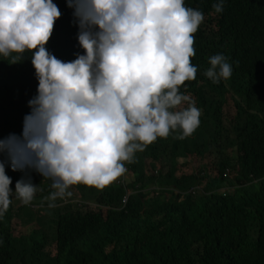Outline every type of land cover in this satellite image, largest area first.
Here are the masks:
<instances>
[{
	"label": "trees",
	"instance_id": "obj_1",
	"mask_svg": "<svg viewBox=\"0 0 264 264\" xmlns=\"http://www.w3.org/2000/svg\"><path fill=\"white\" fill-rule=\"evenodd\" d=\"M53 2L62 16L46 47L72 61L85 51L73 9L67 0ZM217 2L185 0L205 16L194 34L196 79L180 89L201 110L196 131L158 138L127 163L130 180L122 175L103 190L74 185L70 201L57 198L55 207L52 181L27 170L42 189L35 197L47 200L29 222L31 204L14 211L11 197L0 219V264H264V0H224L221 13ZM216 54L233 68L219 83L204 75ZM23 55L16 64L0 56V138L22 134L37 94L32 53ZM194 159L200 163L190 171ZM6 173L13 191L26 178L10 164ZM15 218L39 227L16 235Z\"/></svg>",
	"mask_w": 264,
	"mask_h": 264
},
{
	"label": "clouds",
	"instance_id": "obj_2",
	"mask_svg": "<svg viewBox=\"0 0 264 264\" xmlns=\"http://www.w3.org/2000/svg\"><path fill=\"white\" fill-rule=\"evenodd\" d=\"M224 0L213 5L221 13ZM85 51L63 61L50 52L56 21L62 16L53 0H0V56L10 64L31 52L38 79L28 101L21 135L0 138V219L15 196L30 204L37 184L27 170L52 181L48 199L71 197L69 189L84 184L103 190L127 171L158 138L191 136L201 110L181 93L198 68L195 36L205 19L185 0H67ZM204 75L214 83L228 80L232 65L223 54L209 57ZM187 104V107L181 105ZM128 172L129 166H128ZM123 176L120 180H123ZM27 225V226H32Z\"/></svg>",
	"mask_w": 264,
	"mask_h": 264
},
{
	"label": "rangeland",
	"instance_id": "obj_3",
	"mask_svg": "<svg viewBox=\"0 0 264 264\" xmlns=\"http://www.w3.org/2000/svg\"><path fill=\"white\" fill-rule=\"evenodd\" d=\"M199 163L200 162L197 159L192 160L190 162V164H189L190 171H191V169L195 170ZM132 176H133V174L131 172L130 173L127 172L124 177L128 178L130 180ZM41 190H42L41 186H38V191L40 192ZM12 197H13V203H14V211H16V209L18 207L23 205L22 204L23 202L15 196V191H13V196ZM46 200H47L46 197L45 198H36V197H34L33 201L30 204L33 207V210L35 211V214L32 215L29 219L27 218L28 216L25 217V218H27V220L29 222L37 221V216H38L37 213H40L39 210H37V209L40 206V203H43ZM42 214H45V212H42ZM34 227H39V225L38 224H33L32 226L26 228V226L22 225L17 218L14 219V232H15L16 235L22 234L24 232L27 233V232L31 231Z\"/></svg>",
	"mask_w": 264,
	"mask_h": 264
},
{
	"label": "built area",
	"instance_id": "obj_4",
	"mask_svg": "<svg viewBox=\"0 0 264 264\" xmlns=\"http://www.w3.org/2000/svg\"><path fill=\"white\" fill-rule=\"evenodd\" d=\"M125 167L127 168V171H126V173H127V172H128V166L125 164ZM126 173H125L123 176H125ZM119 182H120V180H119ZM127 198H128V197L125 196V197L123 198V202H126V201H127ZM69 201H70V200H69L67 197L64 198V202H65V203H68ZM73 201H76V200H72V202H73ZM76 202H77V201H76ZM78 202H79V201H78ZM79 204H80V203H79Z\"/></svg>",
	"mask_w": 264,
	"mask_h": 264
}]
</instances>
